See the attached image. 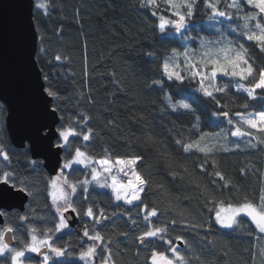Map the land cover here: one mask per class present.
<instances>
[{"label":"trees","instance_id":"16d2710c","mask_svg":"<svg viewBox=\"0 0 264 264\" xmlns=\"http://www.w3.org/2000/svg\"><path fill=\"white\" fill-rule=\"evenodd\" d=\"M49 3L46 16L35 7L33 9L38 44L35 54L37 66L42 77L47 74L48 86L60 95L61 99L52 100V104L60 107L65 122L71 123L81 113L91 117L89 127L94 130V135L86 150L97 158L108 156L113 161L118 157L135 155L145 158L140 168L150 178V184L142 194L143 202L150 208L159 209L158 216L152 220L157 226L167 225L168 238L173 239L182 254L189 258L198 255L206 264H264V256L260 254L264 249V238H258L264 235L256 233L254 225L246 217H241L243 222L234 231L220 229L212 219L214 213L206 205L209 198L226 202L248 198L259 203L261 188H264V143L251 148L249 144L256 141L245 137L239 141V150L224 152L217 148L215 160L218 167L213 169L212 161H209L208 170L224 173L232 181L230 189H221L219 184L212 183L213 176L199 172L202 154L196 152L185 158L183 149L175 144L177 138L199 136L197 131L190 132L196 115L200 116L202 131L219 132L221 126L227 129L229 125L224 117L218 119L213 116V111H228L231 119L235 120L237 112L246 114L260 110L264 106L262 102L247 100L244 94L233 89L215 94L225 105L220 108L216 100L197 92L194 83L185 81L183 85H177L163 80L162 87L153 85V80L163 79L160 63L164 57L170 55L173 48L183 52L184 44L178 38L161 36L154 28L156 18L148 9H141L140 0H49ZM227 3L228 0H221L222 10ZM197 5L196 15L189 24L190 34L216 39L215 29L208 27L202 0H197ZM161 7L163 9V3ZM222 22L228 24V21ZM241 23L234 18L232 26ZM229 38L249 46L250 58L257 70L264 67V53L259 52L254 42L241 40L235 34H229ZM188 46L198 50L199 40L190 41ZM41 48L45 51L41 52ZM149 52L153 56L150 57ZM57 55L61 60H56ZM228 79L220 77L221 86ZM166 95L173 97L174 101L183 99L190 103L196 115L171 112L164 102ZM245 103L251 107L245 109ZM5 115V107L0 102V144L10 152L21 153L25 147L16 149L9 141ZM61 123L59 121L57 126ZM71 139L73 150L84 144L80 137ZM234 141L237 139L229 137L226 142L234 148ZM13 165L17 167L19 176L26 179L33 194L23 212H2L6 213L2 215L5 226L17 228L15 245L22 247L21 241L28 238L29 224L20 227L19 220L21 215H27L41 233L47 228L53 229L56 246L68 247L69 255L59 264H84L78 258L83 250L81 245L86 249L93 243L83 237L85 223L90 228H99L106 241H113L110 247L116 264H150L154 248L159 251L168 248L159 240L145 246L136 239L146 230L142 204L126 211L129 206L122 202L118 205L111 196V190L99 191L93 186L87 194V202L82 192L74 198L80 211L78 225L55 233L56 213L47 190L53 177L44 171L42 165L33 170L23 159L17 165L14 157ZM84 178L85 169L74 167L71 179ZM159 185H163V189ZM204 186L208 187L207 192L203 190ZM89 205L96 206V211L103 207L110 219L93 225L84 215ZM132 219L136 220L135 224ZM173 219L176 220L175 226L171 223ZM209 227L210 230L205 231ZM176 236L184 237L189 247L176 242ZM167 254L171 255L170 252ZM106 255L107 252L98 247L95 264H101ZM193 264L199 262L193 260Z\"/></svg>","mask_w":264,"mask_h":264},{"label":"snow or ice","instance_id":"6c2138e0","mask_svg":"<svg viewBox=\"0 0 264 264\" xmlns=\"http://www.w3.org/2000/svg\"><path fill=\"white\" fill-rule=\"evenodd\" d=\"M205 9V15L208 17V27L215 29L216 39H208L205 36L193 37L189 31V24L194 19L198 8L197 0H140L141 9H148L152 17H155L154 28L161 36L178 38L184 44V51L181 53L177 48L171 50V54L165 56L160 63V70L163 79L153 80V85L162 87L163 80L173 82L177 85H183L185 81L194 83L195 90L204 97L216 100L217 107L223 108L220 101L216 98V93H226L234 89L236 93L244 94L247 100H259L264 105V67L257 70L255 62L250 58L249 46L243 42L237 43L235 38H229V34H235L241 40L254 42L260 53H264V0H230L227 6L221 9V0H202ZM161 3L164 7L162 9ZM246 5L247 7H243ZM35 9L42 11L46 16L49 14V0H35ZM230 9L234 11H229ZM167 13V15L165 14ZM234 18L242 21L241 24L233 27ZM222 21H228L224 25ZM199 40V48H189L187 42ZM45 50L41 48V52ZM151 57L153 53L149 52ZM56 60H61L57 55ZM220 77L229 78L221 86ZM254 77H258L253 79ZM45 85L42 86L44 96L53 101H59L60 95L48 86L47 74L43 77ZM259 90V91H258ZM165 102L173 113L183 112L196 115L194 107L183 99L173 100V97L166 95ZM245 109L251 107L245 103ZM48 114L53 121L57 119L62 123L59 126L41 125L35 131L33 140L28 142L27 147L21 153L10 152L6 146L0 144V199L9 197H31L33 194L29 190L27 181L19 176L17 167L13 165L15 157L17 165L21 159L25 161L26 166L33 170L38 165L44 164V161H37L32 158L33 149L37 144L54 158L56 165V175L48 182V198L51 206L56 213L55 233H61L64 229L70 227V221L65 213H76L79 216L80 211L77 207V200L74 199L80 192L84 194L85 202L88 201L90 187L95 184L100 189H110L111 196L119 205L131 207L143 205V220L146 224V230L141 232L136 239L142 244L147 245L155 240L161 241L167 245L165 251L153 249L150 257V264H193V260L199 264H206L200 256L189 258L182 254L173 239L168 238V228L157 226L152 220L157 217L159 209L151 207L143 202V195L146 193L150 178L146 176L140 168L145 158L141 155H135L127 158L111 157L97 158L90 154L86 149L92 140L94 130L89 127L90 116L81 113L75 117L71 123L64 121V114L57 104H52L48 108ZM213 116L224 117L229 127L227 129L221 126L219 132H204L200 129V116L196 115V120L192 124L191 131L199 132V136L193 138L191 135L187 138H177L175 144L183 149L185 158L198 152L203 156V163L199 165V172L213 176V184H219L221 189H230L232 181L219 170L209 172L208 163L212 161V168L218 167L215 154L217 147L224 152L239 150L242 138L249 137L256 141L249 144L251 148L264 143V136L255 133L264 134V106L255 112L242 114L237 112L238 121L231 119L228 111H213ZM111 124L112 121H109ZM87 128V131L83 129ZM254 131H249V130ZM229 133L231 137L237 138L232 142L234 148L229 143L220 144V140L228 141ZM73 137H80L84 144L71 149ZM74 166H80L85 169V178L83 180L73 181L71 172ZM67 170V171H66ZM242 170V174H243ZM119 173V176L117 175ZM90 177V179L88 178ZM110 181V182H109ZM163 189V185H159ZM205 192L208 187L204 186ZM206 205L210 212H213L215 224L220 229L235 230L243 222L241 217H246L251 225H254L256 233L264 234V188H261L259 203L245 198L240 202H231L209 198ZM94 205H89L84 215L92 221L93 225H100L103 221L110 219L103 207L95 210ZM182 214V213H181ZM0 215L6 213L0 212ZM115 215V212H113ZM131 219V217H130ZM20 227L25 223L29 224L28 238L21 241L22 247L12 244L16 240L17 228L6 225L0 230V264H33L28 259L27 253H34L42 259L39 264H59V262L69 255L68 247H58L53 240V229L47 228L42 233L38 226L32 225L27 215L19 217ZM135 224L136 220L132 219ZM175 226L176 220L171 221ZM186 227L188 225H185ZM195 227L196 225H192ZM206 229L205 231H208ZM8 233L12 236L8 237ZM127 236V233H122ZM83 237L93 243L86 249L81 245L79 260L84 264H95L98 247L103 248L107 255L102 259L101 264H116L112 256L110 245L112 240L105 239L101 230L97 227H89L85 223ZM264 238V237H258ZM175 241L189 247L188 241L182 236H176ZM86 242V241H85ZM209 244L212 241H208ZM170 252L171 255L167 253ZM261 256H264V249H261ZM255 259V257H254Z\"/></svg>","mask_w":264,"mask_h":264},{"label":"water","instance_id":"95a60500","mask_svg":"<svg viewBox=\"0 0 264 264\" xmlns=\"http://www.w3.org/2000/svg\"><path fill=\"white\" fill-rule=\"evenodd\" d=\"M34 0H0V102L6 110L5 131L16 149H23L34 139L41 125H55L48 114L52 100L44 96L43 77L36 62L37 34L33 23ZM32 158L43 160L42 167L56 175L54 158L36 145ZM29 196L0 199V212H23ZM70 227L78 224L76 213H65ZM4 218L0 215V226ZM68 228V229H69ZM11 237V233L7 234ZM14 244V241H11ZM38 261L40 257L32 256Z\"/></svg>","mask_w":264,"mask_h":264},{"label":"rangeland","instance_id":"374dc122","mask_svg":"<svg viewBox=\"0 0 264 264\" xmlns=\"http://www.w3.org/2000/svg\"><path fill=\"white\" fill-rule=\"evenodd\" d=\"M34 1H35V0H34ZM228 1L230 2V0H228ZM189 42H190V41H188L187 44H189ZM181 53H182V52H181ZM258 91H259V90H258ZM164 102H165V99H164ZM165 103H166V102H165ZM224 119H225V118H224ZM225 120H226V119H225ZM233 120H234V119H233ZM238 120H239V117L236 116L234 121H238ZM229 137H230L231 139H233V140H236V139H237V138H235V137H231V136H230V133H229ZM223 143H227V142L221 139V140H220V144H223ZM217 148H220L219 145H218ZM74 167H77V166H74ZM66 171H67V170H66ZM117 175L119 176V173H117ZM88 178L90 179V177H88ZM109 182H110V181H109ZM92 186H93L96 190H99V191H100V190H105V189H100V188H99L98 186H96L95 184H93ZM109 190H110V189H109ZM217 227H218V226H217ZM2 229H3V228L0 227V230H2ZM224 230H226V229H224ZM258 234H259V233H258ZM259 235H264V234H259ZM33 255H36V254H34V253H27V254H26L27 258L30 259V260H32L33 264H36V262H37V264H39V261H40V260H39V261H36V260H34L33 258H31V256H33ZM41 259H42V258H41Z\"/></svg>","mask_w":264,"mask_h":264},{"label":"flooded vegetation","instance_id":"af4514ba","mask_svg":"<svg viewBox=\"0 0 264 264\" xmlns=\"http://www.w3.org/2000/svg\"><path fill=\"white\" fill-rule=\"evenodd\" d=\"M11 212H14V211H11ZM15 212H16V210H15ZM1 228H4L5 227V223L2 225V226H0ZM11 236H12V234H11ZM14 243H15V240H14ZM31 258H33L32 256H31ZM39 260H41V257H40V259ZM38 260V261H39Z\"/></svg>","mask_w":264,"mask_h":264}]
</instances>
